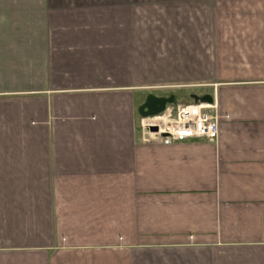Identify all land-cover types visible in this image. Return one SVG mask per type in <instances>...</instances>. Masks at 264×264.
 <instances>
[{
    "label": "crops",
    "instance_id": "1",
    "mask_svg": "<svg viewBox=\"0 0 264 264\" xmlns=\"http://www.w3.org/2000/svg\"><path fill=\"white\" fill-rule=\"evenodd\" d=\"M182 92L219 138H143ZM0 264H264V0H0Z\"/></svg>",
    "mask_w": 264,
    "mask_h": 264
},
{
    "label": "built area",
    "instance_id": "2",
    "mask_svg": "<svg viewBox=\"0 0 264 264\" xmlns=\"http://www.w3.org/2000/svg\"><path fill=\"white\" fill-rule=\"evenodd\" d=\"M213 100V104L170 107L159 116L143 118L142 137L160 140L166 146L189 140H217L223 116Z\"/></svg>",
    "mask_w": 264,
    "mask_h": 264
},
{
    "label": "water",
    "instance_id": "3",
    "mask_svg": "<svg viewBox=\"0 0 264 264\" xmlns=\"http://www.w3.org/2000/svg\"><path fill=\"white\" fill-rule=\"evenodd\" d=\"M191 99L195 103H208L213 104V97L209 95H205L202 97L192 95ZM176 97L175 95H171L170 97H156L154 95H149L146 98L145 103L140 107L139 114L142 118L155 117L162 114L168 105L175 104Z\"/></svg>",
    "mask_w": 264,
    "mask_h": 264
},
{
    "label": "rangeland",
    "instance_id": "4",
    "mask_svg": "<svg viewBox=\"0 0 264 264\" xmlns=\"http://www.w3.org/2000/svg\"><path fill=\"white\" fill-rule=\"evenodd\" d=\"M197 90H200V89H191V94H198ZM213 90H214V88H213ZM157 94L158 93H155L156 96H157ZM185 96H186V93H183V92L182 93H178L177 97H176V101L177 102L174 105H177V103L183 104L185 102H190V101L193 102V100H189V98L188 99H183ZM179 104L177 106H180Z\"/></svg>",
    "mask_w": 264,
    "mask_h": 264
},
{
    "label": "bare ground",
    "instance_id": "5",
    "mask_svg": "<svg viewBox=\"0 0 264 264\" xmlns=\"http://www.w3.org/2000/svg\"><path fill=\"white\" fill-rule=\"evenodd\" d=\"M175 101H176V100H175ZM175 103H176V102H175ZM206 104H208V103H200V102L195 103V102L193 101V102H190V103L185 104V105H183V106H188V105H206ZM181 105H182V104H181ZM181 105H180V106H181ZM180 106H178V107H180ZM170 107L175 108V107H177V105H174V104H173V105H168V106L166 107V110H167L168 108H170ZM166 110H165V111H166ZM165 111H164V112H165ZM164 112H163V113H164ZM163 113H162V114H163ZM160 115H161V114H160ZM158 116H159V115H158ZM155 117H156V116H155ZM149 118H150V117H149Z\"/></svg>",
    "mask_w": 264,
    "mask_h": 264
}]
</instances>
